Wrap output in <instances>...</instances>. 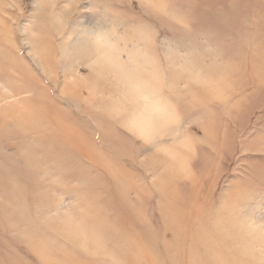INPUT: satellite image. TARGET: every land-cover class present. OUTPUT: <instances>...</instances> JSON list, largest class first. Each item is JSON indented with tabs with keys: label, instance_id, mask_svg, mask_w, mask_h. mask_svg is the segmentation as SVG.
<instances>
[{
	"label": "rangeland",
	"instance_id": "1",
	"mask_svg": "<svg viewBox=\"0 0 264 264\" xmlns=\"http://www.w3.org/2000/svg\"><path fill=\"white\" fill-rule=\"evenodd\" d=\"M0 264H264V0H0Z\"/></svg>",
	"mask_w": 264,
	"mask_h": 264
}]
</instances>
